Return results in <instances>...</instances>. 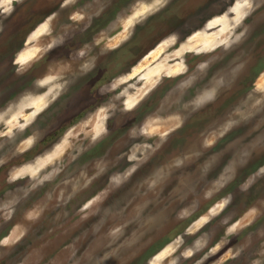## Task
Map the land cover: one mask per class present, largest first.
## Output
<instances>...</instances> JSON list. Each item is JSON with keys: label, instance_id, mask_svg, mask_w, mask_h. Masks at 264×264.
Here are the masks:
<instances>
[{"label": "rangeland", "instance_id": "374dc122", "mask_svg": "<svg viewBox=\"0 0 264 264\" xmlns=\"http://www.w3.org/2000/svg\"><path fill=\"white\" fill-rule=\"evenodd\" d=\"M0 264H264V0H0Z\"/></svg>", "mask_w": 264, "mask_h": 264}, {"label": "flooded vegetation", "instance_id": "af4514ba", "mask_svg": "<svg viewBox=\"0 0 264 264\" xmlns=\"http://www.w3.org/2000/svg\"><path fill=\"white\" fill-rule=\"evenodd\" d=\"M50 10V11H49ZM50 13V14H49ZM55 12H54V10H53V8H49V9H47L46 10V12L44 13V14H42V17L41 18H43L44 16H47V14H49V16L50 15H53ZM108 65V64H107ZM110 65V66H109ZM108 66H109V70H111V66H112V64L110 63ZM108 66H106L105 68H103V70H101V71H105L106 69H107V67ZM99 70V69H98ZM99 75H101V73L99 74ZM26 80V79H25ZM19 83H21V81H20V78H19ZM19 83H18V85H19ZM189 91H192V89H189ZM185 94H186V91H185ZM184 94V95H185ZM181 96V95H180ZM179 96V97H180Z\"/></svg>", "mask_w": 264, "mask_h": 264}, {"label": "clouds", "instance_id": "9594fccd", "mask_svg": "<svg viewBox=\"0 0 264 264\" xmlns=\"http://www.w3.org/2000/svg\"><path fill=\"white\" fill-rule=\"evenodd\" d=\"M214 97H212V96H208L207 97V99L210 101V100H212ZM99 135V134H98ZM12 179H14V178H12Z\"/></svg>", "mask_w": 264, "mask_h": 264}]
</instances>
